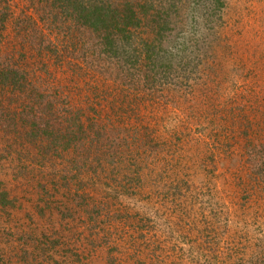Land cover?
<instances>
[{
	"label": "rangeland",
	"instance_id": "obj_1",
	"mask_svg": "<svg viewBox=\"0 0 264 264\" xmlns=\"http://www.w3.org/2000/svg\"><path fill=\"white\" fill-rule=\"evenodd\" d=\"M192 2L170 19L188 51L154 75L90 31L58 40L34 0H8L0 65L49 93L56 133L90 102L84 121L104 155L83 166L94 146L56 150L1 124L0 264H264V0H224L219 16ZM9 91L0 108L12 110Z\"/></svg>",
	"mask_w": 264,
	"mask_h": 264
},
{
	"label": "trees",
	"instance_id": "obj_2",
	"mask_svg": "<svg viewBox=\"0 0 264 264\" xmlns=\"http://www.w3.org/2000/svg\"><path fill=\"white\" fill-rule=\"evenodd\" d=\"M184 1L34 0L33 7L36 12L41 11L44 20L54 28L53 33L58 40H60L59 37L63 36L70 40L68 45L70 42L71 44L77 43L76 32H79L78 30L90 31L99 39L102 51L107 55L115 58L121 55L134 68L145 67L154 74V72L158 73L159 69L167 68L169 71L173 69L174 65L180 63L177 60L178 57L188 51V41L185 38L173 41L172 33L175 28L170 27L172 26L170 19L174 10L180 17L186 14ZM224 3V0H193L188 5L192 8L193 13L200 12L209 6L218 14ZM8 9V0H0V55L7 23L11 17ZM209 12L210 16L215 15L214 12L212 13L210 10ZM195 24L199 27L202 25L199 20L195 21ZM72 25H75L74 32ZM196 28L193 27V30ZM48 44L51 53L59 62H62L61 68L65 65L71 67V57L67 53H60V45L51 42ZM62 45L65 48L67 44L62 43ZM64 48L62 51L66 50ZM97 71L99 70L97 69ZM0 86L10 90L8 97L13 104L10 106L12 110L5 108V104L1 105L0 127L1 124L4 127L12 126L13 128L7 132L11 133L13 138L26 139L27 137V141L33 143H37L38 140H45L56 150V147L65 145L68 149L72 148L73 152L75 149L79 150L78 144L88 143L91 147L96 148V154L90 158V153H88L84 157L83 166H89L90 162H102L100 155H104V153L102 149L98 148L103 144L102 137L94 134L95 131L93 132L92 128H88L89 126L87 127L84 121V117L90 119L87 114H84L90 109V102H87L85 107L80 104L81 108L77 106L78 103H75L74 112H82L84 116L75 117L74 129L68 128L66 132L67 127L65 126L66 133L62 130L60 133H56L54 123L55 119H59V117L54 114L50 105L47 106L41 101V94L49 97V93H42L39 88L41 86H35L34 76H31L29 71L15 68V66L4 67L0 65ZM35 88L39 93L36 92ZM16 93L18 96H24L22 97L24 101L20 98L15 100L13 96ZM52 99L48 98V103H52L54 106V96ZM17 103H19L20 108H16ZM37 103L40 104L43 112V114L40 113L42 116L38 120L35 119L34 115V112L38 111L35 106ZM4 108L5 110H2ZM99 112L96 111L98 114ZM0 196L5 198L6 194H0Z\"/></svg>",
	"mask_w": 264,
	"mask_h": 264
}]
</instances>
